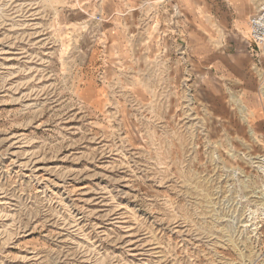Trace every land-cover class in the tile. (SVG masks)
I'll list each match as a JSON object with an SVG mask.
<instances>
[{"label":"rangeland","instance_id":"obj_1","mask_svg":"<svg viewBox=\"0 0 264 264\" xmlns=\"http://www.w3.org/2000/svg\"><path fill=\"white\" fill-rule=\"evenodd\" d=\"M208 3L0 0V264H264V52Z\"/></svg>","mask_w":264,"mask_h":264},{"label":"crops","instance_id":"obj_2","mask_svg":"<svg viewBox=\"0 0 264 264\" xmlns=\"http://www.w3.org/2000/svg\"><path fill=\"white\" fill-rule=\"evenodd\" d=\"M167 1H174L177 2L179 5L182 6V10L184 11L186 16L189 17H199L201 15H203L202 11H210L213 12V5H210L208 2H212L213 0H167ZM227 0H221V12L224 15H227L228 12H232L234 11L236 13V15L238 17H241V19H239L236 24H235V28L241 32L242 34L246 35L247 32H249V21L247 19H242L247 17L248 13L247 11L244 9V7H242V5L238 4L237 7H229L227 4V2H225ZM213 14V13H211ZM234 44L233 48L234 49V53L237 54H244L245 56V52H246V48L243 45V43L239 40V38H236L235 40H232L231 42H229V45ZM222 45L224 46V43L222 42ZM255 45V44H254ZM207 48H211L210 46H207ZM228 46H225L224 49L228 50ZM225 50L223 51V53L221 55H213L211 56V58L209 57V59L215 60V64L217 65V69L218 67L221 69L225 68L228 65V56H226V52ZM208 60V58H207ZM209 61V60H208ZM212 63V62H211ZM214 64V63H212ZM235 71V70H233ZM262 96L264 97V86L262 87ZM247 110V109H246Z\"/></svg>","mask_w":264,"mask_h":264},{"label":"built area","instance_id":"obj_3","mask_svg":"<svg viewBox=\"0 0 264 264\" xmlns=\"http://www.w3.org/2000/svg\"><path fill=\"white\" fill-rule=\"evenodd\" d=\"M249 26L251 42L264 52V3L251 16Z\"/></svg>","mask_w":264,"mask_h":264},{"label":"bare ground","instance_id":"obj_4","mask_svg":"<svg viewBox=\"0 0 264 264\" xmlns=\"http://www.w3.org/2000/svg\"><path fill=\"white\" fill-rule=\"evenodd\" d=\"M248 36H250V27H249V32H248ZM264 86V85H263Z\"/></svg>","mask_w":264,"mask_h":264}]
</instances>
